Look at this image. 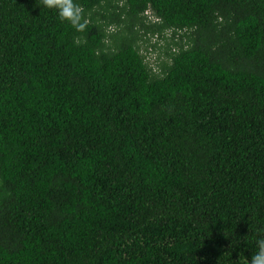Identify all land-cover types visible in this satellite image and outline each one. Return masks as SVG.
<instances>
[{
  "label": "trees",
  "instance_id": "obj_1",
  "mask_svg": "<svg viewBox=\"0 0 264 264\" xmlns=\"http://www.w3.org/2000/svg\"><path fill=\"white\" fill-rule=\"evenodd\" d=\"M76 2L0 0V264H250L264 0Z\"/></svg>",
  "mask_w": 264,
  "mask_h": 264
},
{
  "label": "clouds",
  "instance_id": "obj_2",
  "mask_svg": "<svg viewBox=\"0 0 264 264\" xmlns=\"http://www.w3.org/2000/svg\"><path fill=\"white\" fill-rule=\"evenodd\" d=\"M41 3L44 7L55 9L60 20L68 22L76 32L86 31L90 21L85 16V9L76 0H41ZM145 14L152 17L150 11ZM257 246L258 251L252 255L250 264H264V238L257 241Z\"/></svg>",
  "mask_w": 264,
  "mask_h": 264
},
{
  "label": "rangeland",
  "instance_id": "obj_3",
  "mask_svg": "<svg viewBox=\"0 0 264 264\" xmlns=\"http://www.w3.org/2000/svg\"><path fill=\"white\" fill-rule=\"evenodd\" d=\"M115 26H109L108 27V32H111L113 30H115ZM157 41V38L153 37L151 38V43H156ZM158 45H161L162 44V41H159L157 42ZM144 53V52H143ZM145 54V58H146V61L152 66V67H156L155 66V62L157 61V53L155 51L152 50V48L150 47L149 50L144 53Z\"/></svg>",
  "mask_w": 264,
  "mask_h": 264
}]
</instances>
